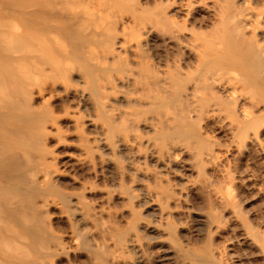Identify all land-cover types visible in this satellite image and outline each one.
Listing matches in <instances>:
<instances>
[{
    "label": "rangeland",
    "instance_id": "obj_1",
    "mask_svg": "<svg viewBox=\"0 0 264 264\" xmlns=\"http://www.w3.org/2000/svg\"><path fill=\"white\" fill-rule=\"evenodd\" d=\"M22 1L0 0V19L45 28L41 1ZM247 4L264 13V0L66 2L57 60L0 39V139L38 170L27 227L47 248L10 236L1 264H264V40L241 28Z\"/></svg>",
    "mask_w": 264,
    "mask_h": 264
},
{
    "label": "bare ground",
    "instance_id": "obj_2",
    "mask_svg": "<svg viewBox=\"0 0 264 264\" xmlns=\"http://www.w3.org/2000/svg\"><path fill=\"white\" fill-rule=\"evenodd\" d=\"M24 1L26 2V0H24ZM24 1H22V2L24 3ZM40 1L41 2H39V0H30V2H29V0H28L29 4L31 3L29 5V8L33 4H38V2L40 4L42 3L41 8H39L37 10L39 11V10L43 9V11H41V13L43 12V15L46 16L45 28L42 26L41 27L42 29H37V30L34 29V30H32L33 31L32 32L31 31V27H32L31 24H30V26L26 27L27 23L24 22L25 23V25H24V23L22 24V22H23L22 21L20 23L22 25H24L26 28L30 27L29 28L30 30L29 29L25 30V27L23 30V27L21 26V31L18 32L20 30L19 29L20 25H18L16 22H14L10 19L5 20L4 19L5 17H3V15H2V19H0V39L2 41H6L7 44L12 45L13 50H15L14 52H16L17 55L21 56V58L26 57V58L30 59L29 54H31L30 55L32 57V59H30L31 61L33 60V57H34V60H35V58H37V60L39 61L38 57L39 56L42 57L43 55H47V58H45L46 56L44 57L45 60H47V59L50 60V58L53 55H56L54 53L55 52L57 53L59 46H58L57 50L55 49L56 50L55 51L54 49H52L51 45H54L52 43H56L55 45H61V44L63 45V43H62L63 39H61L62 28H60L61 31H59V29H58L59 27H63V25H62L63 23L60 24V22H61L60 21V22H57V24L54 26L52 24V18H54V16L57 14L56 18L63 15L62 17H65V19H66L67 17L64 16V14L67 13V11L65 9L64 4H66V2H67L68 3L67 6L70 8L71 3H75L78 0H75V1H72V0H65V1L64 0H40ZM70 1H72V2H70ZM91 3H93V2H91ZM54 4H55V6H54ZM37 6H39V5H37ZM42 6H43V8H42ZM72 6H73V4H72ZM23 7H25V6H23ZM69 8H68V10H70ZM8 9H10L11 11L14 10L13 7H12V9H11V7H8ZM10 10H8V11H10ZM25 10H27V9H25ZM37 10H36V12H37ZM33 11H35V10H33ZM70 11H73V9ZM14 12H17V11H14ZM24 12L25 11H23V13ZM23 13H21V14H23ZM30 13H31V11H30ZM37 13H39V12H37ZM37 13H35V15ZM41 13H40V16L42 15ZM72 13H74V15H75L74 11ZM18 14L19 13L17 12V15ZM24 14H23V18H25ZM13 15L14 14H12V16ZM33 15H34V12H33ZM74 15L72 14L73 17H76ZM240 15H241V25H242L241 28H245L246 30H251V32L254 33L255 35L257 33V35L262 40H264V13L257 10V8L255 9V8H253L247 4V6L243 9L242 14H240ZM12 16L10 15V17H12ZM29 16L27 18H29ZM38 17H36V18H38ZM20 19L22 20V17ZM31 19L33 20L34 16H33V18H29V20H25V19H23V20H25L26 22L29 21V23H30ZM38 19H40V18H38ZM44 19H43V21H44ZM71 19H73V18H71ZM75 19L77 20V18H75ZM63 20H64V18H63ZM66 20H68V19H66ZM70 20L67 21V23L68 22L71 23ZM40 21H42V20H40ZM239 21H240V19H239ZM32 24H33V28H37V26L39 25V23H38V25L36 27H34L35 23H32ZM54 27H57V30L59 32L56 31V28H54ZM11 29H13V30L10 31ZM22 30L27 31V32H22ZM28 30H29V32H28ZM41 30H43L44 32H42ZM40 32H41V34H40ZM62 33H63V31H62ZM39 34H40V36H39ZM64 36H65V34L63 35V38H64ZM64 41H65V39H64ZM64 46L65 45H63L61 47L65 49ZM61 47H60V49H61ZM53 48H56V47H53ZM53 50L55 51L54 53H53ZM65 51H66V49H65ZM65 54L67 55V53H65ZM24 55H25V57H23ZM58 55H59V53H58ZM49 56H51V57L49 58ZM67 56H69V55H67ZM60 57L63 58V56H60ZM53 58H54V56L52 57V59ZM57 59L58 58H56V59L54 58L53 60H57ZM32 136H30L31 139H32ZM28 139H29V137H28ZM23 151H22V153H23ZM25 153H26V151H25ZM40 162H42V161H40ZM33 164H34V162L32 163V160L30 161L29 159H27V156L25 159L24 154L21 155V153H20V155H19L17 147H15L14 145H12L9 142H4L3 140L0 139V250L3 248L9 249L10 245H12V246L15 245L14 243L19 244L20 242L17 243V242H14L13 240H10L9 242H7V241L9 238L11 239L12 236H16V237H13L15 239L16 238L22 239V235H24L23 233H27V237L30 239L31 244L35 246L34 248L37 251L40 252V249L44 245V244H42V241L37 239V238H39L37 235H41V234L38 233L37 231H35L34 229L31 230V228H28L29 226L27 227V223L29 221H31L33 219V216L35 215V214L32 215L33 213L31 214V210L34 207V204H33V199L35 198L34 195H36V194H40V195L42 194L43 195V193L45 192L44 189L41 188L39 186V184L37 183L38 182V180L36 178V175H37L36 170L37 169L34 167L35 164L34 165ZM49 165H50V162H49ZM46 177H48V175H46ZM45 179H43V180L46 182V184H47L46 186L48 187V190L52 189V191H53V189H54L53 188L54 183H52L53 178L51 179V181L48 180L49 182ZM42 183H43V181H42ZM70 199L71 198H68L67 196H62L63 202L70 207L69 210L71 209L70 213L72 212L71 216H73V220L75 219L79 223V227H78V230H76V232L78 231L79 233L82 234L81 235L82 236V238H81L82 245L85 246L86 248H88L90 253L95 257L99 253L100 248H98L96 245L92 244V240L89 236L90 234L86 233L85 231H84L85 233H82L83 229H81V227L83 226L82 228H84V226L86 225L85 214L80 212V210H78L80 208H77V205H74V203H72V201ZM75 224H76V222H75ZM35 228L37 229V227H35ZM17 234H22V235H21V237H19L20 235L17 237ZM24 237H26V234ZM11 242L12 243L14 242V243L11 244ZM15 246H17V245H15ZM40 246H42V247L40 248ZM20 247H22V246H20ZM43 248H46V246H44ZM15 249H16V247L14 248V250ZM11 250H13V249L11 248ZM14 250H13V252H14ZM8 252H10V251H8ZM38 253H37V255H38ZM20 254H22V253H20ZM17 255H18V253H17ZM1 262H0V264H1ZM4 263H2V264H4Z\"/></svg>",
    "mask_w": 264,
    "mask_h": 264
}]
</instances>
